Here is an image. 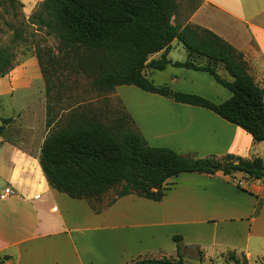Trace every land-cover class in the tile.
Masks as SVG:
<instances>
[{
    "label": "crops",
    "instance_id": "crops-1",
    "mask_svg": "<svg viewBox=\"0 0 264 264\" xmlns=\"http://www.w3.org/2000/svg\"><path fill=\"white\" fill-rule=\"evenodd\" d=\"M21 1L31 7L43 0ZM198 2L189 23L214 32L242 52L255 82L264 87V0ZM161 56L162 52L151 60ZM168 59L173 63L188 59L178 40L172 43ZM166 71H171L174 85H169L174 92L198 95L216 104L232 96L208 73L172 65L162 72ZM162 72L146 70V75L155 83ZM218 73L230 79L222 66ZM7 80H0V90ZM118 93L150 146L194 159L261 157L257 149L263 143H255L247 132L212 111L149 93V101L166 114L140 121L128 103V92ZM36 129L31 126L28 134L0 137V197L8 188L14 191L0 198L3 264H129L159 252L171 259L177 258L174 236L182 237L184 251L200 250L204 261L231 251L236 257L245 256L249 264H263L264 179L248 181L242 173H185L166 182L161 201L128 195L109 207L101 205L104 209L97 213L86 200L70 198L50 186L40 164L48 134L46 112L40 132ZM261 200L262 209L256 215Z\"/></svg>",
    "mask_w": 264,
    "mask_h": 264
},
{
    "label": "trees",
    "instance_id": "trees-1",
    "mask_svg": "<svg viewBox=\"0 0 264 264\" xmlns=\"http://www.w3.org/2000/svg\"><path fill=\"white\" fill-rule=\"evenodd\" d=\"M11 5H24L9 0ZM182 22L179 0H43L32 21L59 42L60 59L51 57L53 70L67 68L89 78L92 89L107 95L117 87L134 86L144 92L169 98L176 103L212 111L230 124L264 144V87L251 74L245 55L214 32ZM183 44L188 59L173 63L168 59L172 43ZM162 52L160 59L151 58ZM205 59L206 63H200ZM45 80L48 71L38 56ZM11 49H0V78L16 66ZM172 65L208 73L232 94L216 104L194 94L174 92L169 84L157 86L146 70L162 72ZM222 66L230 79L218 73ZM47 87V95L51 93ZM107 112V111H106ZM103 109L78 105L64 116H54L46 107V126L50 129L41 148L40 164L50 186L70 198L86 200L100 213L109 191L118 199L137 195L152 201L165 196V184L181 174L225 176L242 173L248 181L264 179V158L244 159L234 155L194 159L168 148L149 145L137 130L129 113L106 122ZM53 114V115H52ZM3 126L11 123L2 119ZM96 203L100 204L99 206ZM177 258L143 257L129 264H186L181 236H174ZM230 258L241 264L235 253ZM6 258L0 259V264ZM202 261V258H201ZM243 264H249L243 256Z\"/></svg>",
    "mask_w": 264,
    "mask_h": 264
},
{
    "label": "rangeland",
    "instance_id": "rangeland-1",
    "mask_svg": "<svg viewBox=\"0 0 264 264\" xmlns=\"http://www.w3.org/2000/svg\"><path fill=\"white\" fill-rule=\"evenodd\" d=\"M19 2L22 1L19 0ZM40 4L41 2H37L32 3L31 7L26 5L13 7L9 0H0V49H11L17 56L15 68L8 75L0 78V80L8 79V82H5L6 85L0 90V118L11 120L8 128L3 124L0 126L3 128L1 136L28 134V128L31 126L37 128L39 133L47 104H51L54 108V116L59 117L67 115L71 108H76L78 105L103 109L107 111L105 121L111 122L118 116L129 113L118 91L128 92V103L132 105V111L140 121L150 118L151 115L160 119L166 114L158 104H152L149 101L151 97L148 96L152 95L137 87H121L117 89L118 91L115 89L110 94L103 95L92 89V81L86 76L72 73L67 68H58L54 72L51 57L60 59L63 55L59 53L57 39L48 36L32 21L33 16L40 11ZM179 4L182 12L181 20L184 23L188 22L191 10L198 5V0H179ZM38 56L41 57L48 71L50 80L48 83L41 72ZM171 75V71L162 72L158 74L155 83L158 85L168 83L173 86ZM48 86L52 88L49 96L47 95ZM147 127L150 128V126ZM50 129H47V133ZM258 148L261 158H264V144ZM238 178L241 180L240 175ZM243 185L246 187V182L243 181ZM115 195L116 191H109L101 205L108 204ZM96 205L100 204L96 203ZM261 209L262 200L257 206L256 215ZM231 253V251L220 252L210 260L201 261L204 257L201 251L191 249L184 251V260L186 264H236L230 258ZM150 257L163 258L160 252ZM237 258L243 264V258L240 255ZM171 259L178 260L175 257ZM262 263L264 264V261Z\"/></svg>",
    "mask_w": 264,
    "mask_h": 264
},
{
    "label": "built area",
    "instance_id": "built-area-1",
    "mask_svg": "<svg viewBox=\"0 0 264 264\" xmlns=\"http://www.w3.org/2000/svg\"><path fill=\"white\" fill-rule=\"evenodd\" d=\"M14 195V191L11 188H8L4 191L3 195H1V199H5L8 196Z\"/></svg>",
    "mask_w": 264,
    "mask_h": 264
},
{
    "label": "water",
    "instance_id": "water-1",
    "mask_svg": "<svg viewBox=\"0 0 264 264\" xmlns=\"http://www.w3.org/2000/svg\"><path fill=\"white\" fill-rule=\"evenodd\" d=\"M2 131H3V128H2V127H0V136H1V134H2Z\"/></svg>",
    "mask_w": 264,
    "mask_h": 264
}]
</instances>
